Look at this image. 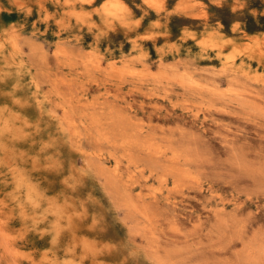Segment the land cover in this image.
Returning <instances> with one entry per match:
<instances>
[{
	"label": "rangeland",
	"instance_id": "obj_1",
	"mask_svg": "<svg viewBox=\"0 0 264 264\" xmlns=\"http://www.w3.org/2000/svg\"><path fill=\"white\" fill-rule=\"evenodd\" d=\"M0 264H264V0H0Z\"/></svg>",
	"mask_w": 264,
	"mask_h": 264
},
{
	"label": "clouds",
	"instance_id": "obj_2",
	"mask_svg": "<svg viewBox=\"0 0 264 264\" xmlns=\"http://www.w3.org/2000/svg\"><path fill=\"white\" fill-rule=\"evenodd\" d=\"M87 2H88V3H91V2H92V0H87Z\"/></svg>",
	"mask_w": 264,
	"mask_h": 264
}]
</instances>
